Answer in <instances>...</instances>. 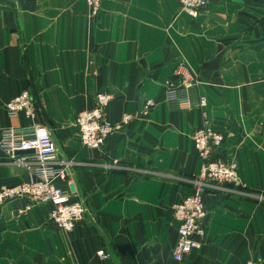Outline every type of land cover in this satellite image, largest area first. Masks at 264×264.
Here are the masks:
<instances>
[{
  "label": "crops",
  "instance_id": "crops-1",
  "mask_svg": "<svg viewBox=\"0 0 264 264\" xmlns=\"http://www.w3.org/2000/svg\"><path fill=\"white\" fill-rule=\"evenodd\" d=\"M179 61L194 75L239 181L204 194V235L187 263L264 264V0H212L194 19L179 0H101L96 17L81 0H0V129L29 124L4 111L28 91L34 122L54 142L53 165L68 167L57 186L84 207L82 220L62 232L50 223V206L20 214L21 202L1 204L0 264L170 262L172 207L190 193L200 163L191 142L199 111L163 101ZM97 90L112 95L106 120L145 112L102 148L87 149L74 118ZM145 100L153 102L147 111ZM27 178L0 157V185Z\"/></svg>",
  "mask_w": 264,
  "mask_h": 264
},
{
  "label": "built area",
  "instance_id": "built-area-1",
  "mask_svg": "<svg viewBox=\"0 0 264 264\" xmlns=\"http://www.w3.org/2000/svg\"><path fill=\"white\" fill-rule=\"evenodd\" d=\"M86 6L89 17H96L101 0H81ZM212 0H179L180 12L194 19L198 12L207 7ZM178 82L169 84L163 91V101L172 110L199 111L201 124L191 134L195 156L199 159L196 175L190 180L191 191L172 207L176 222V239L168 264H189L188 255L201 246L206 210L204 194L208 190L237 189L239 186L235 162L220 151L223 136L212 130L207 123L206 101L197 92L194 75L184 62L179 61L173 70ZM112 100V95L104 90L93 93L91 108L80 111L74 118V126L80 145L87 149H100L108 136L119 131L131 120L143 114H122L115 121L106 120L103 111ZM153 106L151 100H145L144 109ZM7 116L21 115L29 121L27 126L0 129V157L13 159L28 171V178L15 185H0V205L18 201V212L24 214L32 208L50 206L49 220L57 231L69 232L76 222L82 220L83 205L73 200L68 190L57 186L68 177V167L53 165L56 149L48 129L36 122L33 100L28 91H22L5 105ZM32 150L31 157L15 156V151ZM106 258L102 251L96 252ZM244 264H260L258 261H246Z\"/></svg>",
  "mask_w": 264,
  "mask_h": 264
},
{
  "label": "water",
  "instance_id": "water-1",
  "mask_svg": "<svg viewBox=\"0 0 264 264\" xmlns=\"http://www.w3.org/2000/svg\"><path fill=\"white\" fill-rule=\"evenodd\" d=\"M32 153H33L32 150H24V151H15L14 155L15 156H21V155L32 154ZM69 189H70V191H72L71 185H69Z\"/></svg>",
  "mask_w": 264,
  "mask_h": 264
}]
</instances>
